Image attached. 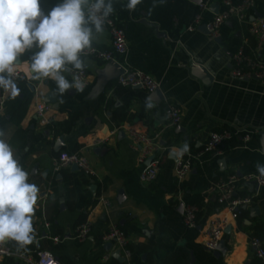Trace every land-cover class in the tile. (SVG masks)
Listing matches in <instances>:
<instances>
[{
	"label": "crops",
	"instance_id": "crops-1",
	"mask_svg": "<svg viewBox=\"0 0 264 264\" xmlns=\"http://www.w3.org/2000/svg\"><path fill=\"white\" fill-rule=\"evenodd\" d=\"M57 2L41 0V8L47 12ZM127 3L128 0H113L115 10L111 15L124 28L128 40V50L117 55L116 60L121 66L140 68L155 77L163 99L154 101V107L148 109L149 92L141 87L118 86L116 80L102 94L90 98L105 63L86 57L88 84L83 92L70 89L63 96L54 95L57 104L47 103L45 95L56 90L55 82L31 80V53L22 54L14 71L23 78H16L21 93L15 99L7 95L0 112V130L29 173V182L39 189L34 205L35 239L23 248L8 240L14 254L1 264H35L38 252L43 250L54 254L61 264H161L168 259L175 264H260L249 246V237L256 236L264 242V185H240L235 197H250L252 201L241 208L244 211L236 219L222 208L213 190L215 183L232 174L257 173V163L264 165V81L238 79L231 72L235 51L241 45L246 49L254 37L246 26L232 21L221 26L220 43L202 26L190 31L188 27L198 9L193 0H142L131 11ZM221 9L218 5V11ZM216 12L210 8L204 13V21ZM263 16L264 0H256L252 17ZM255 42L246 50L256 51L264 61V43ZM94 46L111 49L112 38L106 27ZM191 63L205 68L212 80L205 83L192 74ZM67 78L72 79L71 75ZM43 102L50 105L45 123L37 114V106ZM170 104L179 106L182 112L176 126L167 120ZM73 113L78 117L68 132L54 134L48 127ZM130 128L157 135L160 170L150 184L140 180L148 157L142 159L140 145L134 147ZM120 129L124 137H119ZM223 129L234 134L222 143V155L209 163L214 180L202 191L204 205L197 226L188 228L183 211L178 209L182 201L190 203L200 176L194 167L184 180L178 181L177 159L170 155L174 152L178 158L185 143L189 152L197 154L212 131ZM246 131L252 132L248 140H244ZM60 136L64 146L56 151L54 144ZM62 151L85 155L95 175L89 178L82 171H71V167L56 171L53 163ZM220 159H225L224 165ZM92 185L95 192L90 189ZM120 191L124 193L122 202L118 201ZM254 206L260 211L256 216L250 211ZM216 218L226 223L222 239L228 251L220 257L204 244L208 224ZM85 222L91 225V233L85 242H80L76 227ZM111 223H117L125 232L132 251L130 258L113 242L110 250L105 249L107 242L102 237ZM116 250L121 251L120 258L113 256Z\"/></svg>",
	"mask_w": 264,
	"mask_h": 264
},
{
	"label": "clouds",
	"instance_id": "clouds-1",
	"mask_svg": "<svg viewBox=\"0 0 264 264\" xmlns=\"http://www.w3.org/2000/svg\"><path fill=\"white\" fill-rule=\"evenodd\" d=\"M140 3L128 0L126 7L135 10ZM114 10L113 0H58L47 12L41 0H0V89L12 99L20 95L14 71L22 54L30 52L31 80L54 81L53 95L83 92L87 85L77 73L89 67L86 53L100 41ZM146 107H154L153 97L146 98ZM187 150L185 143L181 151ZM256 167L264 176V165ZM38 191L0 130V242L12 240L18 248L34 242Z\"/></svg>",
	"mask_w": 264,
	"mask_h": 264
},
{
	"label": "built area",
	"instance_id": "built-area-1",
	"mask_svg": "<svg viewBox=\"0 0 264 264\" xmlns=\"http://www.w3.org/2000/svg\"><path fill=\"white\" fill-rule=\"evenodd\" d=\"M216 2L222 6V9L213 13V17L204 21V13L210 11V5ZM256 0H205L198 4L197 12L194 16L192 24L188 27L190 31L198 29L202 25H206L208 34L211 38L216 39L220 35L221 26L227 21H232L237 25H244L247 27L249 33L255 38L258 45L264 43V16L252 17V11L255 7ZM105 27L109 30L112 38L111 49H101L93 46V48L86 53V57L94 58L103 63L109 61H116L117 55H124L128 50V40L124 28L111 15ZM122 73L116 79V84L122 87H141L147 92L152 93L159 88V83L155 77L150 73L140 68H133L129 66H121ZM232 76L242 80L257 79L264 81V61L260 59L256 51L248 52L243 45H241L232 57ZM80 78L88 84V71L85 69L83 73H77ZM20 78L18 72L14 73V78ZM72 77V76H71ZM7 93L0 90V112L4 109ZM50 110V105L47 103H40L37 106V114L45 123V114ZM167 120L170 125L176 126L181 122L182 112L179 106L175 104L168 105L166 111ZM255 132V131H254ZM251 131H246L244 140L250 138ZM234 132L230 129H223L221 131H212L203 146L202 150L197 153H191L188 150L182 152L176 160L175 176L178 181H182L191 172L194 167H203L209 164L212 159L222 155V143L231 138ZM129 135L132 138L134 147L140 145L142 159L154 156L149 164H145L140 172V180L143 183L150 184L154 182L159 174L160 161L157 157V152L160 149L157 135L151 136L145 132L129 129ZM209 155V158H204ZM77 165L80 171L86 177H93L95 170L90 164L85 155L80 152L62 151L58 158L54 160L53 166L56 171L64 168ZM255 182L258 187L264 185V176L259 172L248 173L242 176L235 174L230 175L227 179L220 180L215 183L213 190L218 195V200L222 208H226L232 214L233 218H237L240 209L251 203V198H237L235 194L240 185L248 182ZM183 203V222L188 228H195L197 226L198 207L194 204L182 201ZM110 206V203L107 204ZM224 219H213L209 222L205 232L204 244L209 251H214L219 241L222 240L225 228ZM91 233V225L88 222L82 223L76 227V239L80 242H85ZM57 239V238H56ZM105 242H113L121 249L126 258H130L132 251L129 247L128 239L125 232L117 225L111 223L107 231L102 237ZM249 246L252 249L260 264H264V242L256 237H249ZM14 253L8 245V240L0 242V264L6 257L12 256ZM35 264H61L60 261L50 251H39Z\"/></svg>",
	"mask_w": 264,
	"mask_h": 264
},
{
	"label": "water",
	"instance_id": "water-1",
	"mask_svg": "<svg viewBox=\"0 0 264 264\" xmlns=\"http://www.w3.org/2000/svg\"><path fill=\"white\" fill-rule=\"evenodd\" d=\"M194 2H196L197 4L203 2L204 0H193ZM210 8L212 10H214L215 12L218 11V4H212L210 6ZM202 28L205 30V32L208 33V30L206 28V25H202ZM163 36H166L165 34ZM217 41L220 43L221 42V38H218ZM122 67L121 65H119L118 62L116 61H109L107 63H105L104 67L98 72V78H97V81H96V84L94 85L89 97L90 98H95L97 97L98 95L102 94V92H104V90L106 89V87L109 85L110 82L116 80L118 78V76L122 73ZM191 71H192V74L200 77L205 83H209L211 80H212V76L207 72V70L205 68H203L202 66L200 65H197V64H194V63H191ZM18 84V82H17ZM28 87L31 89V90H34V87L31 86L30 84H28ZM150 96L153 97V100L158 102L160 100L163 99V95H162V92L161 90L158 88L156 89L154 92L150 93ZM45 101L47 103H52V104H57L58 100L57 98L53 95L52 92H49L45 95ZM118 135L119 137H124L125 135V132L124 130L120 129L118 131ZM264 136V133L262 134ZM64 146V138L62 136L58 137L55 141V144H54V149L56 151L60 150L62 147ZM263 149H264V143H263ZM176 153L172 152L170 157L172 158H176ZM154 156H150L147 158V161H146V165L149 164L152 160H153ZM219 163L222 165L225 164V159H220L219 160ZM71 171L73 172H78L80 171L79 167L77 165H72L71 166ZM46 172L45 171L43 173L44 176H46ZM250 186H254L256 188H258L257 184L253 181L251 182H248L246 183ZM95 185H92L90 187V189L95 192ZM124 196V193L123 191H120L119 192V196H118V201L119 202H122V197L121 196ZM180 212L183 211V203H181L179 205V209H178ZM251 213L253 216H256L260 213L259 211V208L258 206H254L250 209ZM35 219H36V212L33 213V223L35 222ZM104 247L105 249L107 250H110L111 247H112V243L111 242H107L104 244ZM228 251V247L226 246L225 244V240H220L218 245L216 246V249L214 250V255L216 257H220L221 255H225ZM113 256H115L116 258H120L121 256V251L120 250H116L114 253H113Z\"/></svg>",
	"mask_w": 264,
	"mask_h": 264
},
{
	"label": "trees",
	"instance_id": "trees-1",
	"mask_svg": "<svg viewBox=\"0 0 264 264\" xmlns=\"http://www.w3.org/2000/svg\"><path fill=\"white\" fill-rule=\"evenodd\" d=\"M256 45V42L254 38L251 37L249 46H247V50H249L250 47H254ZM21 79V78H20ZM23 79V78H22ZM21 79V80H22ZM24 114L23 110L20 112V117ZM78 117V113L71 114L68 119H66L63 122L59 123H49L48 127L54 131V134H58L60 132H68L74 122L76 121ZM209 155H205L204 158H209ZM196 172L199 174L200 179L197 185V191L189 198V202L191 204H194L198 207V213H197V219H199L202 216V208H203V200L205 197V194L202 193L203 190H206L210 186V181L214 180V177L212 176V166L209 164H205L203 167H197ZM244 210L240 209L238 217L242 214ZM85 217H83L81 221H83ZM161 264H175V262H171V259L165 260Z\"/></svg>",
	"mask_w": 264,
	"mask_h": 264
}]
</instances>
